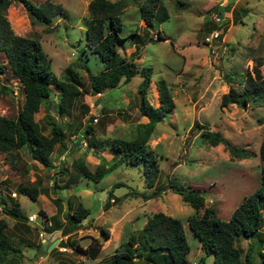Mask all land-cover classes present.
<instances>
[{"label": "rangeland", "instance_id": "rangeland-1", "mask_svg": "<svg viewBox=\"0 0 264 264\" xmlns=\"http://www.w3.org/2000/svg\"><path fill=\"white\" fill-rule=\"evenodd\" d=\"M31 1L41 4L44 0ZM50 1L60 4L63 14L54 16L48 24L30 19L21 4L15 2L6 9V18L15 34L38 41L56 78H65L68 67L79 77V94L70 116L50 110L57 99L54 88L34 113L43 135H48L51 120L61 125L65 149L59 144L54 146L50 155L53 169L33 160L25 148L1 153L0 196L6 205L16 204L25 216L39 215L42 211L52 225L57 221L62 222V226L65 213L69 214L80 201L89 209V214L68 236L73 245L69 243L66 248L72 250L74 247L75 250L79 246L82 249L91 238H97L100 250L94 259L76 250L71 253L53 247L50 252L47 247L54 238L66 239L60 230L46 233L38 228V218L33 222L26 218L21 225L0 209V219L6 222L5 233L20 249L21 264L104 262L115 248L125 246L127 237L135 234L157 211L181 222L189 246L185 262L181 264H212V255L202 251L186 221L188 216L199 215L202 210L195 212L179 194L172 192L169 184L202 192L204 206L212 207L221 220H227L243 197L259 185L261 161L257 149L264 140V104L220 107L219 97L229 86L226 77L231 76L234 82L230 85L240 89L243 73L248 71L251 74L256 63L260 64L258 68L264 81V0H226L223 5H219V0H158L157 17H166L160 22L154 20L150 28H145L140 18L138 4L142 0H126L127 5L120 16L121 36L140 31V34L145 32L155 38L158 31L162 38H166L146 40L137 48L138 57H134L138 58L135 61L139 65L151 68L152 82L146 94L148 102L158 105L153 82L163 78L174 103L170 112L154 125L147 140L158 168L157 180L151 189H145L140 166L119 165L97 183L79 176L74 168L73 161L80 158L91 170L100 158L106 165L112 161L106 148L89 152L92 144L88 139H94L95 147H99L105 138L130 139L134 125L146 121V117L139 113L136 92L141 78L136 75L124 84L94 94L87 77L90 73H98L103 66L95 54L86 51L84 41V27L89 20L86 5L90 0ZM218 9L227 14V23L224 32L213 43L215 53L210 54L203 44V37L210 31L211 16ZM0 60L5 61L2 53ZM0 81L11 89V92L0 95V115L14 117L22 102L19 82L9 71L0 73ZM195 121L207 125L211 131L221 132L232 144L245 148L252 155L237 159L220 144L209 146L194 127ZM85 123L92 127L89 138H84L88 148L79 143L72 146L76 129L81 131ZM59 160H62L61 169L64 171L58 175ZM114 182L121 184L113 188L111 202L106 195ZM29 185L38 188L35 200L19 191L20 187ZM157 189L159 192L143 203L142 194ZM66 198H69L68 205ZM261 214L262 225L257 234L263 236L264 204ZM101 227L108 231L107 237L100 233ZM233 244L240 251L242 263L249 245L252 248L251 264H262L255 251L254 239L237 237Z\"/></svg>", "mask_w": 264, "mask_h": 264}, {"label": "trees", "instance_id": "trees-1", "mask_svg": "<svg viewBox=\"0 0 264 264\" xmlns=\"http://www.w3.org/2000/svg\"><path fill=\"white\" fill-rule=\"evenodd\" d=\"M12 2L21 4L30 19L43 24H48L51 18L63 14L61 5L50 0H44L41 4H36L31 0H0V53L5 59V61L0 60V73L9 71L13 78L18 80L22 92L21 107L16 115L14 117L0 115V154L25 148L33 160L45 168L53 169L54 165L50 155L56 144L65 149L64 133L61 125L51 120L48 135H43L34 119V113L38 111L41 102L49 98L54 88L57 99L50 110L70 116L74 101L79 94V77L71 67H68L65 71V78H56L51 70L50 60L38 41L17 35L12 31L6 18V9ZM126 5V0H90L87 3L86 10L89 20L84 27L86 51L95 54L103 66L98 73H90L87 79L92 92L101 94L105 89L116 87L119 83H126L138 75L141 78L137 85L140 103L138 108L140 115L146 117L147 121L134 125V134L130 139L105 138L100 141L99 147H95L94 139L93 141L88 139V142L92 144L89 145L92 150L89 149V152L106 148L111 153L112 161L109 165H106V162L100 158L91 170L80 158L73 161V166L79 176L94 183L99 182L102 177L119 165L140 166L145 189H151L157 180L158 168L153 150L147 146V140L154 125L170 112L174 103L163 78L154 82L158 105L154 106L149 103L146 94L151 81V68L136 63L133 55L129 58L121 55L117 47L126 40L140 46L146 40L155 41L166 38H162L158 31L154 34L155 38L146 35L145 32L140 35L136 31L121 36L120 16ZM159 7L158 0H142L138 4L140 18L145 28L152 27L154 20L160 22L166 17H157ZM217 12L221 13V9ZM259 65V63L253 65L251 74L248 71L243 73V78L239 82L240 89H235L230 85L234 82L231 76L226 77L229 86L224 93L220 94V107H226L229 104L239 107H245L249 103L264 104V81L258 68ZM9 92H11L10 87L0 81V95ZM193 125L209 146L220 144L231 157L237 159L248 158L252 155L245 148L232 144L221 132L211 131L207 125L199 124L197 121ZM76 130H78L77 135L71 139L72 146L78 143L82 146L84 142L83 146L86 147L84 138H89L92 127L85 123L81 126V131L78 128ZM257 154L261 161L259 185L243 197L227 220L217 217L212 207L204 206L203 195L199 190L169 184L172 192L179 194L183 202L195 212L202 210L199 215L188 216L186 221L202 251L206 255H212V264H251L252 248L249 245L246 247L244 263H242L240 251L233 244L237 237L254 239L256 254L260 262L264 264V235L257 234L262 225L261 212L264 204V140L259 143ZM61 166L62 160H59L58 175L64 171ZM52 179L56 183L55 178L52 177ZM120 184V182H114L109 188L106 195L108 201L113 202V188ZM41 190L46 193L43 188ZM19 191L31 200H35L38 195V188L33 185L22 186ZM157 192H159L158 189L142 194V198L149 199ZM54 203L57 204V200ZM66 203L69 204V198H66ZM0 209L21 225L26 221L27 216L18 210L16 204L6 205L2 196H0ZM88 214L89 209L83 207L78 201L69 214L65 213L66 220H63L64 226H62V222L57 221L52 225L42 211H39V215H42L44 220L40 221L41 224L38 223V228L46 233L60 230V233L66 236L64 242L69 247V243L71 246L73 244L68 241V236L78 228ZM5 230L6 222L0 219V264H21L20 249L11 243ZM99 231L105 237L108 236L106 229L101 227ZM53 249L52 247L48 251L51 252ZM75 250L80 251L89 259H94L100 250V244L97 238H91L85 248L81 249L76 246ZM75 250L72 247L71 253ZM188 251L189 246L180 220L157 211L146 219L135 234L127 237L125 246L115 248L104 262L96 264H139L141 261L144 264H181L185 262Z\"/></svg>", "mask_w": 264, "mask_h": 264}, {"label": "built area", "instance_id": "built-area-1", "mask_svg": "<svg viewBox=\"0 0 264 264\" xmlns=\"http://www.w3.org/2000/svg\"><path fill=\"white\" fill-rule=\"evenodd\" d=\"M226 3V0H219V5H223ZM227 14L223 12L219 13L216 12L215 14H213L211 16V21L214 25L213 29H211L204 37H203V44H205L208 47V50L210 52V54H214L215 53V46H213L214 41L218 38V36L220 35V33L222 32L223 28L226 26L227 23ZM96 118H93V121L96 122ZM83 145H85L84 142H82ZM15 194L12 193V196H14ZM36 218H38L40 221L44 220L42 219L39 215H28L27 216V220L28 222H33L36 220ZM41 224V222H40ZM56 248L59 251H68L71 252V250L67 249V248H63L61 246H56Z\"/></svg>", "mask_w": 264, "mask_h": 264}, {"label": "crops", "instance_id": "crops-1", "mask_svg": "<svg viewBox=\"0 0 264 264\" xmlns=\"http://www.w3.org/2000/svg\"><path fill=\"white\" fill-rule=\"evenodd\" d=\"M143 31V30H142ZM138 34H140L141 32L140 31H138L137 32ZM144 33V32H143ZM142 33V34H143ZM142 34H140V35H142ZM139 46H136V45H134V44H132L131 42H129L128 40H126V41H123L122 43H121V45L120 46H118L117 47V50H118V52L121 54V55H123V56H125L126 58H129L130 57V55H133V57H138V54H137V48H138ZM138 58H136V59H134V61L135 60H137ZM136 62V61H135ZM136 63H138V62H136ZM150 82H152V80L150 81ZM154 83V82H153ZM124 84V83H123ZM149 85H150V83H149ZM149 87V86H148ZM154 88H155V84H154ZM156 90V89H155ZM137 92V91H136ZM224 93V92H223ZM222 94V93H221ZM142 117H144V116H142ZM146 121H147V119H146ZM146 121H142V122H146ZM148 201V199H146V200H144L143 201V203H146ZM146 221V220H145ZM144 221V222H145ZM144 222H143V224H144ZM142 224V225H143ZM141 225V226H142ZM55 239V238H54ZM53 240V239H52Z\"/></svg>", "mask_w": 264, "mask_h": 264}, {"label": "water", "instance_id": "water-1", "mask_svg": "<svg viewBox=\"0 0 264 264\" xmlns=\"http://www.w3.org/2000/svg\"><path fill=\"white\" fill-rule=\"evenodd\" d=\"M54 246H61V247H65V243L62 240H59L58 238H55L47 247V250H49L50 248L54 247Z\"/></svg>", "mask_w": 264, "mask_h": 264}, {"label": "clouds", "instance_id": "clouds-1", "mask_svg": "<svg viewBox=\"0 0 264 264\" xmlns=\"http://www.w3.org/2000/svg\"><path fill=\"white\" fill-rule=\"evenodd\" d=\"M227 2V1H226ZM221 12H223L222 10H221ZM212 25V27L209 29V30H211V29H213V27H214V25H213V23L211 24ZM224 32V28H223V30H222V32L220 33V35L222 34ZM208 33V32H207ZM206 33V34H207ZM205 34V35H206ZM220 35L218 36V38L217 39H219V37H220ZM221 40V39H220ZM204 43V42H203ZM205 45V44H204ZM206 46V45H205ZM207 47V46H206ZM208 48V47H207ZM215 49H216V45H215ZM208 50V49H207ZM60 240V239H59ZM63 241V240H62ZM64 242V241H63ZM66 245V244H65ZM67 246V245H66ZM66 246L65 247H63V248H66ZM55 248H56V246H54ZM57 249V248H56ZM71 250V249H70Z\"/></svg>", "mask_w": 264, "mask_h": 264}]
</instances>
